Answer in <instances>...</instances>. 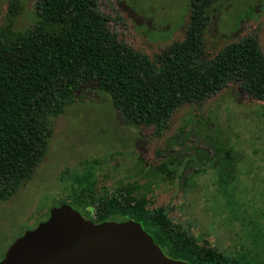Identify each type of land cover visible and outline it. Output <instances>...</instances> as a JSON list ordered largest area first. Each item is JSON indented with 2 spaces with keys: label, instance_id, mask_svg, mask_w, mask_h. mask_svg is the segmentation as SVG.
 <instances>
[{
  "label": "rangeland",
  "instance_id": "rangeland-1",
  "mask_svg": "<svg viewBox=\"0 0 264 264\" xmlns=\"http://www.w3.org/2000/svg\"><path fill=\"white\" fill-rule=\"evenodd\" d=\"M19 1L14 25L32 29L37 0ZM98 2L112 17L111 30L150 56L186 35L189 0ZM8 10L9 0H0V25ZM210 15L209 57L250 33L258 35L264 51V0H219ZM111 100L97 83H87L63 113L51 116L47 155L14 196L0 201V260L16 239L70 199L75 174L89 162L95 161V175L113 187L133 177L139 164L151 169L173 161L175 180L159 177L153 186L156 206L166 207L174 222L225 255H246L252 264H264V101L232 84L202 104L178 109L157 136L154 126L126 123ZM216 146L232 150V165L226 166ZM90 208L94 211L88 205L81 213L95 219Z\"/></svg>",
  "mask_w": 264,
  "mask_h": 264
},
{
  "label": "trees",
  "instance_id": "trees-1",
  "mask_svg": "<svg viewBox=\"0 0 264 264\" xmlns=\"http://www.w3.org/2000/svg\"><path fill=\"white\" fill-rule=\"evenodd\" d=\"M217 1L189 0L184 39L150 56L111 30L112 17L98 0H37V21L25 30L14 25L20 1L9 0L0 25V201L33 177L48 153L51 116L63 113L84 84L97 83L126 123L154 126L157 136L178 109L202 104L232 84L264 101V51L256 33L226 44L214 57L206 53L205 35ZM216 149L226 166L233 164L232 150ZM93 163L75 174L70 199L63 203L84 215L93 206L89 212L95 219H90L96 222L136 219L162 251L190 264H252L246 255H225L174 222L166 207L156 206L151 195L156 179L173 182L177 162L151 169L139 164L133 177L113 187L95 175Z\"/></svg>",
  "mask_w": 264,
  "mask_h": 264
},
{
  "label": "water",
  "instance_id": "water-1",
  "mask_svg": "<svg viewBox=\"0 0 264 264\" xmlns=\"http://www.w3.org/2000/svg\"><path fill=\"white\" fill-rule=\"evenodd\" d=\"M27 230L0 264H190L168 256L136 219L96 222L70 203Z\"/></svg>",
  "mask_w": 264,
  "mask_h": 264
},
{
  "label": "flooded vegetation",
  "instance_id": "flooded-vegetation-1",
  "mask_svg": "<svg viewBox=\"0 0 264 264\" xmlns=\"http://www.w3.org/2000/svg\"><path fill=\"white\" fill-rule=\"evenodd\" d=\"M47 218H48V217H47ZM47 218H46V219H47ZM46 219H45V220H46Z\"/></svg>",
  "mask_w": 264,
  "mask_h": 264
}]
</instances>
